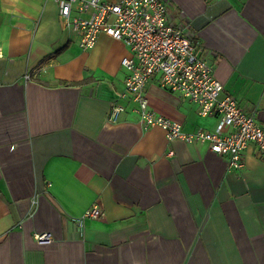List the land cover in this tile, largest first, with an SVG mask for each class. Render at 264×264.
I'll use <instances>...</instances> for the list:
<instances>
[{
	"label": "crops",
	"instance_id": "obj_1",
	"mask_svg": "<svg viewBox=\"0 0 264 264\" xmlns=\"http://www.w3.org/2000/svg\"><path fill=\"white\" fill-rule=\"evenodd\" d=\"M164 1L224 93L264 128V0ZM0 50V264H264L255 144L232 170L208 143L144 127L131 99L108 122L130 50L105 34L82 49L55 0H0ZM145 91L185 132L219 122L160 75ZM94 203L101 218L82 220Z\"/></svg>",
	"mask_w": 264,
	"mask_h": 264
},
{
	"label": "built area",
	"instance_id": "obj_2",
	"mask_svg": "<svg viewBox=\"0 0 264 264\" xmlns=\"http://www.w3.org/2000/svg\"><path fill=\"white\" fill-rule=\"evenodd\" d=\"M55 1L60 18L78 35L82 49H92L98 37L105 34L122 41L130 50V55L122 59L127 71L125 89L111 102L108 122L118 121L125 111L120 99L128 98L137 103L135 111L144 127L162 128L168 141L208 143L215 154L228 156L227 165L232 170L243 169V151L253 143L258 157L264 161V128L257 123L254 113L245 112L235 97L224 93V84L195 46L194 34L174 21L166 1ZM156 75H160L163 88L197 105L200 116L218 115L215 130L199 128L188 133L181 123L151 109L145 88ZM25 77L31 79L30 74ZM101 215V207L94 203L85 210L82 220L99 219ZM35 237L39 243L52 241L51 233H38Z\"/></svg>",
	"mask_w": 264,
	"mask_h": 264
}]
</instances>
